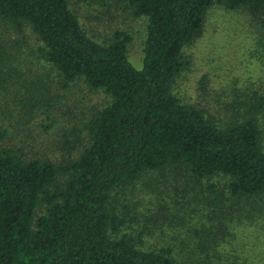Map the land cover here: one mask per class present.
<instances>
[{
	"label": "trees",
	"instance_id": "obj_1",
	"mask_svg": "<svg viewBox=\"0 0 264 264\" xmlns=\"http://www.w3.org/2000/svg\"><path fill=\"white\" fill-rule=\"evenodd\" d=\"M122 1L146 24L140 70L126 57L128 33L94 42L66 0H0V23L36 37L64 88L81 82L109 99L86 122L75 160H26L0 147V264H185L171 248L144 249L143 233L126 232L133 222L115 207L117 191L168 168L196 185L221 179L232 205L264 213V100L220 124L173 94L207 12L244 10L264 29V0Z\"/></svg>",
	"mask_w": 264,
	"mask_h": 264
},
{
	"label": "rangeland",
	"instance_id": "obj_2",
	"mask_svg": "<svg viewBox=\"0 0 264 264\" xmlns=\"http://www.w3.org/2000/svg\"><path fill=\"white\" fill-rule=\"evenodd\" d=\"M66 1L94 42L107 45L115 32L128 33L126 57L142 68L146 24L122 0ZM258 23L244 10L214 6L207 12L200 35L182 51L189 66L173 94L183 105L223 124L264 100V29ZM39 45L29 30L0 23V147L58 165L78 157L87 145L86 122L109 99L81 82L64 88ZM209 183L215 194L207 191ZM114 197L120 215L133 222L125 231L142 232L144 249L171 248L185 264H264V213L244 201L232 205L221 179L196 185L168 168L143 175Z\"/></svg>",
	"mask_w": 264,
	"mask_h": 264
}]
</instances>
